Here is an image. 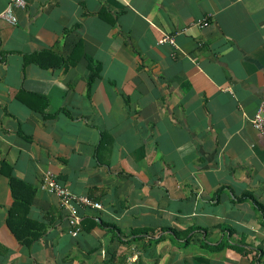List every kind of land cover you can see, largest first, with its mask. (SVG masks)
Masks as SVG:
<instances>
[{
  "label": "crops",
  "instance_id": "obj_1",
  "mask_svg": "<svg viewBox=\"0 0 264 264\" xmlns=\"http://www.w3.org/2000/svg\"><path fill=\"white\" fill-rule=\"evenodd\" d=\"M15 13L0 18V264H264L251 124L264 0H25ZM45 170L101 203L78 207L76 235ZM8 173L46 225L29 245L6 222Z\"/></svg>",
  "mask_w": 264,
  "mask_h": 264
},
{
  "label": "built area",
  "instance_id": "obj_2",
  "mask_svg": "<svg viewBox=\"0 0 264 264\" xmlns=\"http://www.w3.org/2000/svg\"><path fill=\"white\" fill-rule=\"evenodd\" d=\"M25 0H9L5 9L0 12V18L4 19L10 24H17L18 17L15 13V7H23ZM205 23V22H204ZM161 42L169 41L173 43L171 36L164 35L160 38ZM252 126L259 132L264 134V101H262L253 117L251 118ZM43 186L50 192L55 193L59 197L60 205L65 208L70 215L73 216V221L77 225L73 230V235L79 231L78 224L80 223V216L77 213L78 207H95L101 208V203L92 199L87 195L73 194L66 186L58 181L55 173L52 170H45L43 174ZM138 254H133L129 259L135 261Z\"/></svg>",
  "mask_w": 264,
  "mask_h": 264
},
{
  "label": "trees",
  "instance_id": "obj_3",
  "mask_svg": "<svg viewBox=\"0 0 264 264\" xmlns=\"http://www.w3.org/2000/svg\"><path fill=\"white\" fill-rule=\"evenodd\" d=\"M26 59L28 60L30 58L26 57L25 61H27ZM95 75L96 72L93 71L89 77V87ZM8 176L14 202L9 209L6 222L17 240L22 244L29 245L43 234L46 225L41 221L31 219L28 215L34 196V188L11 173H8ZM262 256L263 252L261 251ZM261 257L256 256L255 258L258 261Z\"/></svg>",
  "mask_w": 264,
  "mask_h": 264
}]
</instances>
